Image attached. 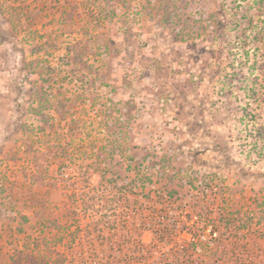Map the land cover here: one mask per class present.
<instances>
[{
	"label": "rangeland",
	"instance_id": "374dc122",
	"mask_svg": "<svg viewBox=\"0 0 264 264\" xmlns=\"http://www.w3.org/2000/svg\"><path fill=\"white\" fill-rule=\"evenodd\" d=\"M67 59L53 81L21 68ZM102 185L133 208L99 231L78 209L75 253L53 244ZM175 218L186 241L207 222L198 261L264 264V0H0V264H98L100 234Z\"/></svg>",
	"mask_w": 264,
	"mask_h": 264
},
{
	"label": "trees",
	"instance_id": "16d2710c",
	"mask_svg": "<svg viewBox=\"0 0 264 264\" xmlns=\"http://www.w3.org/2000/svg\"><path fill=\"white\" fill-rule=\"evenodd\" d=\"M89 47L85 44L79 45H70L67 46L66 54L67 56H73V63L74 64V70H81L86 69L89 70L92 68V64L87 60V56H89ZM86 57V58H85ZM85 59V60H84ZM47 62V61H46ZM42 63L37 61H30L26 62L25 60L22 61V69H29V73L33 74L37 72V69L39 68V65H41V69L43 70V75H47V79L50 81L56 80L59 76L61 78L65 77L66 72L64 70L65 66L69 65V60L61 61V63L57 64H51V63ZM80 66V67H79ZM40 71V70H39ZM83 71V70H82ZM42 72H40L41 74ZM52 82L49 83L51 85ZM45 104H41L42 107H46V109L53 108L52 100H44ZM56 108L60 107L61 109H66L68 107V100H57L56 101ZM105 185H102L97 189V192H89L88 197H83L81 200V203H78L77 200L72 202V206L68 209V214L66 215V220L62 223L55 224V227L57 228V232L59 237L58 240L54 241L53 244H56L59 239L62 237H65L66 233L68 231L70 234V238L67 241L66 245L71 250V252L74 254L77 246L74 244L78 239H80L79 232H76L80 228L79 223V210L82 209L83 213H85V216L90 219H94L93 214L96 215V212H100L103 214V216L106 217V219L103 222H97L98 219H94L95 221H88L87 227L88 229L92 226V229L94 230H100V227L102 226H110L113 223L117 221L116 218L119 217V213L123 212V209L131 210L132 201H130L129 198L125 196H119L116 198H112V196H109L107 193V189L105 188ZM121 203L120 210H117L116 203ZM99 209H102L100 211ZM139 209V208H138ZM124 216L120 215V219H123ZM125 219V218H124ZM102 221V220H101ZM91 223V224H90ZM124 223V222H123ZM145 226V222H142ZM179 220L173 219L172 222L166 221V222H159L153 228L154 235L151 237V240L146 243L138 236L132 235V234H126L124 236L120 237H113L112 234H106L103 236V234H100L98 236V243L102 246L103 251L101 252L102 258L98 260V264H215L218 260L211 259L210 262H204V260L198 261L195 255V251L197 249V243L203 242L201 240V234L200 231L203 230V227L207 226V222H202V224L197 225H189L192 228L191 232L189 234L191 235L192 239L189 241H186L184 238H181L178 236L180 230H179ZM149 225V224H148ZM72 229V230H71ZM90 231H87L88 239L90 241L91 245H95V239H91V235H89ZM46 240V239H45ZM81 240V239H80ZM217 241V238H215L214 242ZM47 240L45 241V245H48ZM217 243V242H216ZM161 246H169V248L164 251L163 255H161L158 259L152 260L153 256L152 253L157 250V247ZM39 248V246H38ZM48 248V247H47ZM212 248V247H210ZM211 250V249H210ZM40 251V248H39ZM43 251V250H42ZM47 251V250H46ZM77 251V250H76ZM51 252V251H48ZM82 252V251H81ZM24 256L27 258H33L32 260H35V254H28L26 252H22ZM41 253V252H40ZM94 253H96L94 251ZM45 255V254H44ZM43 257V256H42ZM74 259V260H73ZM73 259H71L70 264H78V262L75 259V256H73ZM55 264H65L66 260L65 258H53ZM63 260V261H62Z\"/></svg>",
	"mask_w": 264,
	"mask_h": 264
}]
</instances>
